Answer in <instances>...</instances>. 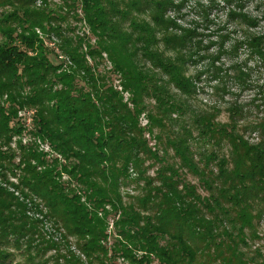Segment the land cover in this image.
<instances>
[{
	"label": "trees",
	"instance_id": "trees-1",
	"mask_svg": "<svg viewBox=\"0 0 264 264\" xmlns=\"http://www.w3.org/2000/svg\"><path fill=\"white\" fill-rule=\"evenodd\" d=\"M74 1L99 37L90 53L110 56L132 104L88 66L76 41L65 40L63 46L75 64L73 72L46 46L64 37L48 0H0V98L7 96L9 102L7 109L0 106V139L21 134L18 112L34 109V135L73 163L65 172L85 189L81 195L66 193L53 169L40 172L38 165L45 161L36 150L22 148L19 160L21 187L43 198L86 259L69 263L108 264L109 255L119 252L131 264H264L263 249L252 246L264 244L259 231L264 226V144L237 132L241 111H230L231 122L222 124L216 110H191L198 89L188 72L193 58L188 52L201 45L193 42V32L181 34L169 16L179 4ZM149 100L155 103L150 110ZM175 114L183 120L178 125ZM127 183L140 193L128 196V204L121 191ZM11 200L19 213L6 214ZM105 205L122 211L118 225L128 245L114 251L102 245L105 221L95 213ZM26 208L0 187V264L15 257L11 248L25 249L27 263L37 264L43 245L36 244L32 228L11 220L25 215Z\"/></svg>",
	"mask_w": 264,
	"mask_h": 264
},
{
	"label": "rangeland",
	"instance_id": "rangeland-1",
	"mask_svg": "<svg viewBox=\"0 0 264 264\" xmlns=\"http://www.w3.org/2000/svg\"><path fill=\"white\" fill-rule=\"evenodd\" d=\"M179 4L170 17L175 19L179 30L193 32V42L200 43V47H193L189 56H193L188 67L190 75L194 76L197 86V95L192 100V111H215L217 121L222 124L231 122L230 111L238 110L241 114L236 119L237 132L250 140L251 143L264 144V0H173ZM52 9L57 12L61 24H57L64 37L54 38L47 42L46 46L57 51L58 59L62 60L68 70H75V64L71 57L64 52L65 40L76 41L80 54H83L88 66L97 74L107 77L115 91L122 94L124 103L132 104L131 93H124L121 76L115 71L113 61L107 53L93 57L92 53L97 48L99 37L94 34L88 25L84 11L74 0H48ZM39 6V5H38ZM3 10L0 9V19ZM55 26V27H56ZM186 35L185 33H182ZM42 36V34H40ZM46 38V37H44ZM3 41L0 35V43ZM109 72H112L110 75ZM0 106L9 107L7 96L0 98ZM155 106L151 100L147 101V109ZM132 107V106H131ZM36 110L24 109L18 112L21 134L10 138L9 141L0 139V187L13 194L20 203L25 204L26 213L12 218L15 225L32 228L36 244L42 246L41 253L36 257L37 264H70L69 262L84 261L86 259L77 250L76 239L67 237L65 230L52 217L43 198L24 190L20 185L23 165L19 164L23 153L22 148H32L43 156L44 166L38 165L40 172L53 169V175L61 185L68 187L66 193L80 194L86 192L82 186L66 173L73 163L67 160L53 149L48 141L35 134ZM177 125L183 122L178 115H172ZM173 121V122H174ZM146 114L141 115L140 124L144 128L147 124ZM197 136V132H195ZM148 138V137H146ZM150 143L156 145V141L149 137ZM153 140V141H152ZM208 151L213 146L199 145ZM162 150L163 145H159ZM197 148H199L197 146ZM7 155L10 160L2 156ZM12 156V157H11ZM172 159V158H171ZM171 160V164L173 163ZM37 166L36 162H33ZM21 167V169H20ZM69 172V171H68ZM153 174V172H151ZM198 185L197 179L189 178ZM64 186V187H65ZM65 187V188H67ZM137 186L127 183L123 189L124 202L128 204L130 199L139 196V192L133 191ZM81 202L87 208L94 210L91 202L82 198ZM11 200V207H14ZM19 213L12 208L7 213ZM98 218L105 221V237L101 243L109 251L118 245L128 243L121 235L118 223L122 217V211L115 210L110 205L102 206L95 212ZM26 218V219H25ZM21 220V221H19ZM264 232V226L259 229ZM54 246V247H52ZM255 248H262L261 242L252 243ZM47 249L46 251H44ZM1 252V251H0ZM14 258L3 264H29L25 257V249L11 248ZM32 252L34 253L33 249ZM138 257L142 253L137 254ZM76 263V262H75ZM108 264H131L130 261L120 255H109ZM158 264V262H154Z\"/></svg>",
	"mask_w": 264,
	"mask_h": 264
}]
</instances>
